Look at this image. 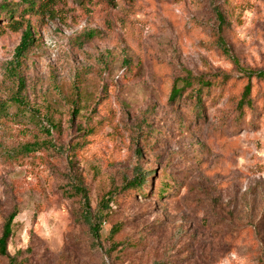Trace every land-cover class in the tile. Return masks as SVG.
Listing matches in <instances>:
<instances>
[{"label":"rangeland","instance_id":"obj_1","mask_svg":"<svg viewBox=\"0 0 264 264\" xmlns=\"http://www.w3.org/2000/svg\"><path fill=\"white\" fill-rule=\"evenodd\" d=\"M5 3L0 236L17 208L16 264H264V80L237 108L264 69V0ZM186 77L215 83L199 113L192 88L171 98ZM137 165L148 179L128 187ZM74 183L107 212L98 240Z\"/></svg>","mask_w":264,"mask_h":264},{"label":"trees","instance_id":"obj_2","mask_svg":"<svg viewBox=\"0 0 264 264\" xmlns=\"http://www.w3.org/2000/svg\"><path fill=\"white\" fill-rule=\"evenodd\" d=\"M17 4L12 3H5L0 6V13L4 12L7 15H10V17H13L15 13H17ZM38 10L39 13H42L45 11L46 6L45 4H40L38 7L36 6V3L34 1H31L29 4H26V7L24 8V11L27 10ZM217 14V20L219 21V31H222L224 28V25L226 24V18L225 15L222 13L220 9H216ZM17 22V21H16ZM33 29L30 24L27 25L26 29L22 33V38L20 41V44L16 48V55L22 56L26 50H28L30 44L33 41ZM92 35V34H91ZM247 82L244 85V89L242 92V96L237 104V108L243 112L246 108L252 107V83L253 80H264V69L263 70H249L247 71ZM182 86L178 85V83H175V85L172 87L171 90V98L175 99L177 96H182V94L188 89L192 88L194 96L196 98V104L194 107V111L196 113L200 112V108H202V102L203 98L205 96V93H209L210 89L215 85L214 81H208L201 79L199 80V84L196 88H193L192 81L189 78H183L182 79ZM34 147V144H28L25 146V151H30ZM148 179L147 172H144L142 168L137 165L134 167L133 170V177L129 181L128 187H137V186H143L145 185L146 181ZM74 189L76 192L81 195L82 197V218L86 222V224L89 227V230L91 231L93 237L95 239L100 238V232L102 229V223L106 219L107 212L106 210H98L96 212H93L90 198L88 195L87 190L80 184L74 183L73 184ZM109 200L103 201V203L106 205V208L108 207ZM18 214V209L15 208L13 211H11L3 225L2 228V234L0 236V255L9 257V263L10 264H16V259L12 256H10L8 252V242L12 234V226L13 221Z\"/></svg>","mask_w":264,"mask_h":264}]
</instances>
